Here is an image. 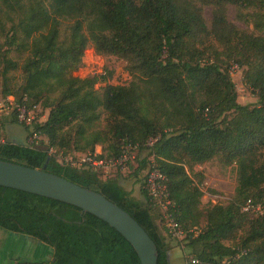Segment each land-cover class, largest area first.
Returning a JSON list of instances; mask_svg holds the SVG:
<instances>
[{
    "label": "trees",
    "instance_id": "16d2710c",
    "mask_svg": "<svg viewBox=\"0 0 264 264\" xmlns=\"http://www.w3.org/2000/svg\"><path fill=\"white\" fill-rule=\"evenodd\" d=\"M204 6L213 7L210 27ZM229 6L253 29L232 24ZM90 45L100 56L126 61L132 81L99 91L104 76L75 77ZM12 52L26 54L22 65ZM232 60L244 68L256 104L238 102L227 72ZM10 96L49 111L32 126L9 119L28 136L46 138V149L7 142L0 144L1 161L42 169L49 159L48 173L130 214L157 245L158 264H170L172 247L147 177L144 203L119 175L102 179V170L50 155L101 146L100 157L116 159L129 147L148 150L165 176L172 216L187 232L186 264H264V0H0V98ZM216 159L236 166L235 192L227 205L203 207L204 176L194 167ZM0 228L52 249L49 260L15 264H141L104 221L23 191L0 187Z\"/></svg>",
    "mask_w": 264,
    "mask_h": 264
},
{
    "label": "rangeland",
    "instance_id": "374dc122",
    "mask_svg": "<svg viewBox=\"0 0 264 264\" xmlns=\"http://www.w3.org/2000/svg\"><path fill=\"white\" fill-rule=\"evenodd\" d=\"M203 16L208 24L211 26L212 18H213V7L211 6H204L203 7ZM228 20L234 24L240 31H248L252 30V26L246 24L245 22L239 20L237 18V10L233 6L228 7ZM11 57L19 61L22 65L24 59L26 58V54L19 55L17 52H12ZM83 67L75 73V77L81 79L91 78L97 75L104 76L106 78L105 81L99 82L96 85V89L101 91L107 84L111 85H128L132 81V75L130 74L127 62L119 59L114 56L104 57L100 56L96 53L95 48L90 45L85 49V56L83 59ZM227 72L229 73L232 81L236 86V90L238 93V102L242 105H253L258 102V99L254 92L249 89L244 83V68L240 67L237 62L234 60L230 61L227 67ZM20 74V73H19ZM4 99L0 98V102L2 103ZM7 111L2 108V113L0 116V125L2 128V134L6 138L7 142L20 145H27L29 147H33L35 149H46V138L44 137H34L28 136L26 133L25 128L20 124H15L19 126H14L13 128L18 129L25 133L23 137H14L13 135H8V129L6 130L7 125H14L9 123V119H12L13 116L9 117L6 115ZM48 110H43L41 106L36 107V110L32 114H34L35 118L40 117V121H45L48 117ZM8 121V122H5ZM23 128V129H22ZM8 135V136H7ZM34 141L31 144V141ZM14 144V143H13ZM102 148L98 146L96 149ZM149 151H139L137 149L131 151V161L125 168H119L118 170H111L107 174H102V179L113 178L119 175L121 184L123 187L128 190L132 191L133 195L136 199L141 200L144 203H147L146 198L141 194L140 187L144 182V179L150 173L151 167V158L148 156ZM88 154V153H87ZM82 152H78L73 150L68 152L66 155L63 152H59L57 150H51L50 155L54 156L60 163H75L78 164L82 159L85 158L87 155ZM144 159L147 160V164L144 166L143 162ZM195 173H200L204 176V181L202 185V190L204 192V196L202 199V206L209 207L211 205H227L229 201L232 199L236 184H237V170L236 166L232 167H225L222 163L216 159L211 162L197 165L194 167ZM154 203V202H153ZM156 207V216L159 227L161 232L165 234L166 230V221L163 218V210L154 205ZM253 212L259 213V210L253 209ZM261 212V211H260ZM163 219V220H162ZM10 232L5 231L4 229L0 228V249L2 253H0L1 261H5V264H15L16 261L13 263L9 262L10 254L14 253L13 245L14 240L9 237ZM23 235V234H21ZM168 242L170 243L172 249L176 250L177 257L181 260L180 264H186V242L185 241H178L176 239L171 238L169 235L166 236ZM11 249H8L11 247ZM41 246L24 247L23 250V260L27 261H39L43 256H45L41 260L49 259L50 253L48 250L42 251ZM52 251V250H51ZM171 252V251H170ZM175 252V254H176ZM52 254V252H51ZM38 255V257H37ZM25 256H30L26 258ZM33 256L37 258L33 260ZM22 260V259H21ZM18 259V261H21ZM176 264H179V260Z\"/></svg>",
    "mask_w": 264,
    "mask_h": 264
},
{
    "label": "water",
    "instance_id": "95a60500",
    "mask_svg": "<svg viewBox=\"0 0 264 264\" xmlns=\"http://www.w3.org/2000/svg\"><path fill=\"white\" fill-rule=\"evenodd\" d=\"M0 160V187L23 191L59 201L82 210L107 223L133 247L141 264H158L157 245L143 227L126 211L102 194L48 173Z\"/></svg>",
    "mask_w": 264,
    "mask_h": 264
},
{
    "label": "built area",
    "instance_id": "2783aa9c",
    "mask_svg": "<svg viewBox=\"0 0 264 264\" xmlns=\"http://www.w3.org/2000/svg\"><path fill=\"white\" fill-rule=\"evenodd\" d=\"M2 108H4L9 117L13 116L17 121L26 126H32L36 118L33 109L27 108L25 104L19 103L16 101L15 97L10 96L0 102V116L2 113ZM2 128L0 125V144H6L7 140L2 134ZM34 137H40L37 134H34ZM34 141H31L33 144ZM154 140L149 142V146H152ZM33 148V147H32ZM136 147H129L125 149L122 155L116 159H106L100 157L101 152L96 151L94 153H88L84 159H82L78 164V168L89 167L94 171L102 170L105 173L110 172L113 169L125 168L131 161V151L135 150ZM151 167L150 173L147 176L146 180V189L149 192L155 205L160 207L163 210V218L166 221V232L171 238L178 241H182L186 238L187 232L182 228V226L175 220L171 213V207H173L172 201L169 199L167 193V187L165 184V176L156 168L155 161L151 158ZM250 207V206H249ZM248 210V209H246ZM191 233L197 235V231L191 230Z\"/></svg>",
    "mask_w": 264,
    "mask_h": 264
},
{
    "label": "crops",
    "instance_id": "0c3cea01",
    "mask_svg": "<svg viewBox=\"0 0 264 264\" xmlns=\"http://www.w3.org/2000/svg\"><path fill=\"white\" fill-rule=\"evenodd\" d=\"M14 126H19V125H7L6 127V130L8 129V135H13L14 137H23L25 136V133L22 134L21 131H19L18 129H15L13 128ZM22 127V126H20ZM23 129V128H22ZM7 135V136H8ZM14 144H16L15 142H13ZM97 151L101 152L102 153V148H99L97 149ZM10 234L9 237L12 238L14 240V245H13V254L11 253L10 254V257H9V262L13 263V261H18V259H22L21 261L23 262H26L25 260H23V250H24V247L27 245V247H30V249H33V247L37 246H41V250L44 251V250H48V252L50 253V258L52 257L53 253L51 254V248L46 245V244H42V243H39L37 242L35 239H33L32 237H29V236H26V235H21V234H16V233H8ZM11 247H9L8 249H11ZM176 250H171L170 254H169V261H170V264H176L177 261L179 260V264H180V259L177 257V252L175 254ZM0 253H2V250L0 249ZM26 258L30 257V256H25ZM38 257V255H37ZM36 256H33L31 258L36 259L37 258ZM45 256H43L41 259H43ZM49 258V259H50ZM39 259V261H43ZM49 259H45V260H49ZM6 262L5 261H1V258H0V264H5ZM182 264V263H181Z\"/></svg>",
    "mask_w": 264,
    "mask_h": 264
}]
</instances>
